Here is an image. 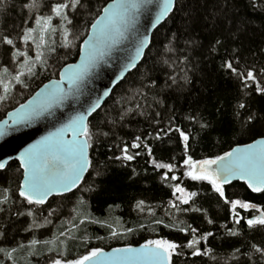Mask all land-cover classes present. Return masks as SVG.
I'll list each match as a JSON object with an SVG mask.
<instances>
[{"label": "trees", "instance_id": "16d2710c", "mask_svg": "<svg viewBox=\"0 0 264 264\" xmlns=\"http://www.w3.org/2000/svg\"><path fill=\"white\" fill-rule=\"evenodd\" d=\"M110 1L83 0L84 8L72 14V35L65 46L61 22L57 31L45 34L44 43L36 23L40 17H54L51 6L61 0H34V6L33 0H0V37L8 35L16 43L15 49L0 43V95L5 81L10 82L8 98L0 103V120L78 59L90 25L101 13L97 10ZM28 29H35L36 39L25 45L21 37ZM17 50L31 59L15 57ZM37 51L43 53L40 59ZM228 60L240 72L255 69L264 85L259 74L264 68V0H227V6L225 0H178L175 12L154 32L142 63L90 119L92 165L79 189L45 206L28 205L18 195L19 163L0 171V201L7 200L0 203L5 209L0 212V264H52L53 259H78L97 248L158 239L186 245L192 238L190 227L198 229L197 238L209 231L214 235L199 245L202 256L193 257L185 247L174 264H264V256L255 251L264 249V229H248L244 221L236 225L230 206L207 182L186 177L182 140L178 132L169 131L179 127L190 135L187 155L196 160L217 157L264 136V95L256 93L251 82L245 87L242 78L226 69ZM20 71L26 87L12 79ZM250 115L255 117L251 122ZM137 135L152 148L151 157L143 144L130 147ZM125 145L130 154L140 155L132 161L115 159ZM153 159L173 164L175 171L156 169ZM165 173L180 179L165 181ZM175 184L197 193L189 205H179L181 211L170 206L179 204L170 186ZM225 192L230 200L264 210V194L251 193L245 184L233 183ZM192 207L201 211H185ZM237 211L245 218L259 215L255 209ZM179 228L188 229V234ZM230 229L237 235H230Z\"/></svg>", "mask_w": 264, "mask_h": 264}, {"label": "snow or ice", "instance_id": "6c2138e0", "mask_svg": "<svg viewBox=\"0 0 264 264\" xmlns=\"http://www.w3.org/2000/svg\"><path fill=\"white\" fill-rule=\"evenodd\" d=\"M178 0H115L114 3L108 4L98 12L103 14L98 19H94L90 25L91 35L83 42L84 56L81 62L76 65H70L60 73L59 81H54L50 85H45L35 96L26 104H20L14 112L9 113V120L0 122V137H6L11 134V131L18 130L20 127L28 126L34 123L39 117L46 112H51L52 109L64 105L65 101L73 97L79 91L80 82L96 67L100 59L106 55L104 47L108 44L116 43L120 38L124 37L128 28L136 22L141 10H149V8L157 9L155 16V24L159 25L162 21H166L176 10ZM34 6V0H33ZM227 6V0H225ZM259 7V5H256ZM84 8L83 0H61L51 6V12L55 18L61 22L65 35V46H67V37L72 35L68 26L74 23V16L72 14ZM53 16L40 17L36 20L38 27L41 30L40 40L45 42V34L50 31L55 32L57 28L53 26ZM35 29H28L22 35V40L25 45L29 40L35 41ZM0 43L16 48L14 39L8 35L0 37ZM150 38L145 35L138 41L135 47V57L131 60L130 65L126 67L134 68L136 61L141 58L144 49L149 45ZM220 43V41H217ZM103 45V46H101ZM40 45H37L39 48ZM238 51L237 50H234ZM15 57H28L26 52L17 50L14 53ZM43 53L37 51V59L42 57ZM236 63H239L237 60ZM22 65L21 67H25ZM233 74L242 78V83L245 87L255 85L254 91L258 94L264 95V85L258 79L257 71L255 69H245L243 72L238 71L233 66V61L228 60L223 65ZM5 68L4 72L7 73ZM32 69L29 68V73ZM259 74L264 76V68L259 69ZM24 72L12 77L17 84L24 87L27 85L21 79ZM123 79V77H121ZM251 82V84H249ZM67 84L65 88L64 85ZM10 91L9 85H4V95H0V103H3ZM100 107V100L97 99L88 109L87 113H77L69 118L68 122L56 129L55 132L44 137L36 144L25 148L20 152L15 159L19 162V167L22 169V181L18 186V195L28 205H45L48 198L53 195H63L71 192L82 181L83 176L92 165L90 158V150L94 148L93 132L89 128L87 116H91ZM244 108V104L239 105ZM143 114V113H141ZM157 116L159 113L156 114ZM255 119L254 116H249V122ZM207 127V125H201ZM161 132L164 129L160 130ZM169 131H176L183 143L184 154L186 158L183 160V167L186 169L185 175L191 181L207 182L211 189L218 194L223 202L230 206L232 221L236 225H240L244 221L248 229H264V210H260L256 205L242 201L240 199L230 200L225 192V186L230 184L233 178L244 181L252 193L264 194V139L256 141L254 144L247 145L243 148H236L229 151L222 156H217L215 159H193L191 155H187L190 149V135L179 127L171 128ZM69 133L71 139H68ZM107 136V133H104ZM159 139L157 134L155 137ZM143 147L147 150L149 157L152 156L153 150L147 143L142 142L141 137L137 135L135 142L131 144L132 149H139ZM122 155L115 156L117 160L132 161L136 155L130 154L129 146L125 145L121 148ZM112 157H110L111 159ZM152 164L156 169H167L171 173L175 171V166L171 163H158L153 159ZM7 161L0 162V171L6 169ZM165 181H176L180 177L172 175L169 177L165 173L162 177ZM173 187V195L179 204L172 202L170 206L177 211H181L179 205H189L196 192H189L180 184L170 185ZM178 194V195H177ZM0 203H7V200L0 201ZM245 211L253 210L259 212L251 218L241 216L237 209ZM5 209L0 208V212ZM185 211L199 212V208H189ZM33 215L31 211L27 213ZM209 223L213 221L209 220ZM158 223H162L158 221ZM167 227V225H165ZM178 231L188 234V229L179 228ZM192 238L186 245L181 243L158 239L149 240L139 249L136 248H118L114 249L111 254L103 252L101 249L90 250L87 254L80 256L78 259L65 260L53 259L52 264H174V257L180 256L186 247L191 250L193 257L202 256L199 245L201 242L207 243L209 237L214 233L209 231L197 238L198 229L190 227ZM116 233L114 232L113 235ZM230 235H237L235 231L229 230ZM33 243H38L33 241ZM207 251H211L208 249ZM255 251L264 256V249L255 248ZM11 259V254H8Z\"/></svg>", "mask_w": 264, "mask_h": 264}, {"label": "water", "instance_id": "95a60500", "mask_svg": "<svg viewBox=\"0 0 264 264\" xmlns=\"http://www.w3.org/2000/svg\"><path fill=\"white\" fill-rule=\"evenodd\" d=\"M114 2L115 0H111L105 5V7L108 4ZM156 12L157 9L151 7L149 8V10L142 9L141 13L138 15L136 19V22L128 28L127 32H125L124 34V37L120 38L116 43L114 44L110 43L106 47H104L106 55H104L100 59L96 67L93 68L92 71L80 82L79 91H77L73 97L65 101L63 106L52 109L50 113L46 112L41 117H39L34 123L29 124L28 126L20 127L18 130L11 131V134L6 137H0V162L7 161V166L12 162H18L15 159V157L18 156L20 152L24 151L25 148H28L29 146L36 144L44 137L49 136L50 133L55 132L57 128L67 123L69 118L76 115L77 113L86 114L87 109L92 104H94L97 99H99L100 107L94 113H92L91 116H87L86 122L89 125L92 116L103 107V105L106 103V101L113 93L114 89L121 82H123L125 78L142 63L146 55V52L151 45L154 32L166 22V21H162L161 24L156 25L155 24ZM102 14L103 13L101 12L100 15ZM99 16L97 17V19L99 18ZM88 35H91V28L89 29ZM145 35H147L150 38L149 45L144 49L141 58L136 61V66L134 68L126 67L127 65H130L131 60L135 57V47L138 44V41L142 39L143 36ZM87 37L85 38V40L87 39ZM83 56H84V48L82 43L80 46L78 59L73 63H69L65 65L59 72L57 78L52 79L46 82L45 84H43L25 102H23V104H26L29 100H31L37 92H39L42 88H44L45 85H50L54 81H59L60 73L63 72V70L69 67L70 65L79 64ZM121 77H123V79H121ZM64 87L66 88L67 84H65ZM19 106L20 104L14 109L7 112L6 115L0 120V122L9 120L8 114L14 112L17 108H19ZM9 123H11L10 120ZM67 138L71 139L70 133ZM261 139H264V136L257 138L248 143L236 145L227 152L233 151L236 148H243L246 147L247 145L254 144L256 143V141ZM225 153H223L222 155H224ZM90 158H91V150H90ZM215 158L216 157L210 159H215ZM89 170L90 168L86 170L82 181L71 192L65 193L63 195L50 196L48 198L47 203L52 198L69 195L75 192L77 189H79L83 184V182L85 181L89 173ZM236 182L245 184L244 181L233 178L231 183L226 185L225 187L230 186L231 184ZM249 191L251 192L250 189ZM253 194L259 195L256 193ZM141 246L142 245L121 247L120 249L122 248L139 249ZM114 249H118V248L103 250V252L111 254Z\"/></svg>", "mask_w": 264, "mask_h": 264}, {"label": "rangeland", "instance_id": "374dc122", "mask_svg": "<svg viewBox=\"0 0 264 264\" xmlns=\"http://www.w3.org/2000/svg\"><path fill=\"white\" fill-rule=\"evenodd\" d=\"M59 20L58 19H56V18H53V26L55 27L56 26V24L58 25L59 24ZM12 73H15V71H13ZM9 81H5V84H7V85H9Z\"/></svg>", "mask_w": 264, "mask_h": 264}]
</instances>
